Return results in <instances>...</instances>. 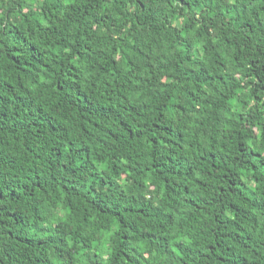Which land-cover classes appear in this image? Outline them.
I'll list each match as a JSON object with an SVG mask.
<instances>
[{
	"label": "trees",
	"instance_id": "1",
	"mask_svg": "<svg viewBox=\"0 0 264 264\" xmlns=\"http://www.w3.org/2000/svg\"><path fill=\"white\" fill-rule=\"evenodd\" d=\"M0 264H264V0H0Z\"/></svg>",
	"mask_w": 264,
	"mask_h": 264
}]
</instances>
